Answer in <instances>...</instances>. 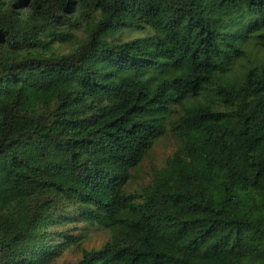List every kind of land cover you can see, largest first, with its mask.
<instances>
[{
  "label": "trees",
  "instance_id": "16d2710c",
  "mask_svg": "<svg viewBox=\"0 0 264 264\" xmlns=\"http://www.w3.org/2000/svg\"><path fill=\"white\" fill-rule=\"evenodd\" d=\"M0 264H264V0H0Z\"/></svg>",
  "mask_w": 264,
  "mask_h": 264
},
{
  "label": "rangeland",
  "instance_id": "374dc122",
  "mask_svg": "<svg viewBox=\"0 0 264 264\" xmlns=\"http://www.w3.org/2000/svg\"><path fill=\"white\" fill-rule=\"evenodd\" d=\"M125 38H129V35L124 34ZM176 148V142L172 137L168 136L159 140L153 149L150 151L147 158L142 162V164L133 171V181L137 185L145 184L151 175L153 167L163 166L166 157ZM135 186V187H139ZM89 240L87 242V247H99L103 244L108 238L109 234L105 231H95V229L88 232ZM69 255V254H68ZM70 257V255H69Z\"/></svg>",
  "mask_w": 264,
  "mask_h": 264
}]
</instances>
